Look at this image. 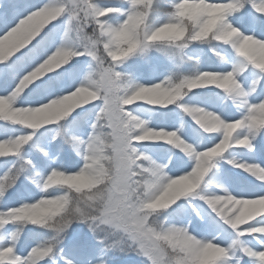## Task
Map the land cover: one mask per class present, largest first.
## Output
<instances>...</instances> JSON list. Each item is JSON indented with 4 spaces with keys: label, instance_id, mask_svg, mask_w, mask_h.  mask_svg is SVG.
<instances>
[{
    "label": "snow or ice",
    "instance_id": "snow-or-ice-1",
    "mask_svg": "<svg viewBox=\"0 0 264 264\" xmlns=\"http://www.w3.org/2000/svg\"><path fill=\"white\" fill-rule=\"evenodd\" d=\"M0 264H264V0H0Z\"/></svg>",
    "mask_w": 264,
    "mask_h": 264
}]
</instances>
